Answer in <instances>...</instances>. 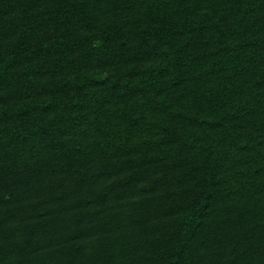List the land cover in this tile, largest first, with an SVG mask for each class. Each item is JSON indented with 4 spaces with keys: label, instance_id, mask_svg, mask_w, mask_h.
Returning <instances> with one entry per match:
<instances>
[{
    "label": "trees",
    "instance_id": "trees-1",
    "mask_svg": "<svg viewBox=\"0 0 264 264\" xmlns=\"http://www.w3.org/2000/svg\"><path fill=\"white\" fill-rule=\"evenodd\" d=\"M0 264H264V0H0Z\"/></svg>",
    "mask_w": 264,
    "mask_h": 264
}]
</instances>
